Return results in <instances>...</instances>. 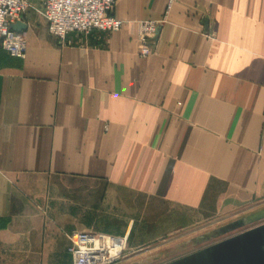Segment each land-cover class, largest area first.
Returning a JSON list of instances; mask_svg holds the SVG:
<instances>
[{
	"label": "crops",
	"instance_id": "1",
	"mask_svg": "<svg viewBox=\"0 0 264 264\" xmlns=\"http://www.w3.org/2000/svg\"><path fill=\"white\" fill-rule=\"evenodd\" d=\"M31 5L24 57L0 49V264H71L74 232L138 264L210 221L239 226L155 264H264V0H118L69 44Z\"/></svg>",
	"mask_w": 264,
	"mask_h": 264
},
{
	"label": "built area",
	"instance_id": "2",
	"mask_svg": "<svg viewBox=\"0 0 264 264\" xmlns=\"http://www.w3.org/2000/svg\"><path fill=\"white\" fill-rule=\"evenodd\" d=\"M118 0H41L40 15L47 23L51 36L69 44V34L88 35L91 32L116 33L121 21L112 12ZM31 0H0V49L11 57L23 58L26 50L24 32L11 27L20 22L30 8ZM170 2L163 17L139 24V55H150L149 41L156 38L159 28L167 21ZM67 252L71 264H111L123 249V239L96 232H74L67 236Z\"/></svg>",
	"mask_w": 264,
	"mask_h": 264
},
{
	"label": "rangeland",
	"instance_id": "3",
	"mask_svg": "<svg viewBox=\"0 0 264 264\" xmlns=\"http://www.w3.org/2000/svg\"><path fill=\"white\" fill-rule=\"evenodd\" d=\"M31 6L32 5L30 2V8L25 13V15L28 12H30ZM236 226H239V225L223 226L217 223V221H213V222L210 221L209 223H201L199 225L192 227L191 229H189V231H186L185 233L184 232L177 233L174 236L166 239L167 241L163 245L159 246L163 250L161 249L158 250L157 248L149 249L150 252H145L142 255L147 258V259L145 258L146 261L143 260L142 262L138 264H155L157 262L164 261L166 259H169L175 254L184 253L197 246H200L211 240H214L223 234L229 233L230 231L234 230ZM166 246H170V247L163 248ZM126 253H128V251L125 248H123L120 254L117 256V259L111 264H123L122 263V261L124 260L123 256L126 255ZM134 261H137V260H134Z\"/></svg>",
	"mask_w": 264,
	"mask_h": 264
},
{
	"label": "water",
	"instance_id": "4",
	"mask_svg": "<svg viewBox=\"0 0 264 264\" xmlns=\"http://www.w3.org/2000/svg\"><path fill=\"white\" fill-rule=\"evenodd\" d=\"M11 28H12L14 31H17V32H21V31L24 32V30H25V26H24L21 22L16 23V24L13 25Z\"/></svg>",
	"mask_w": 264,
	"mask_h": 264
}]
</instances>
